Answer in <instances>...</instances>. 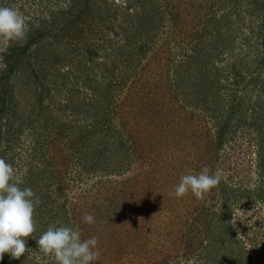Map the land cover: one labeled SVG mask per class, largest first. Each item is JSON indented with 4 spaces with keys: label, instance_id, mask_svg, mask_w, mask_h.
<instances>
[{
    "label": "trees",
    "instance_id": "1",
    "mask_svg": "<svg viewBox=\"0 0 264 264\" xmlns=\"http://www.w3.org/2000/svg\"><path fill=\"white\" fill-rule=\"evenodd\" d=\"M46 1L49 7H44L42 16L30 26L26 39L0 53V157L15 165L18 150L21 153L18 159L25 156L22 159L25 172L16 180L22 189L31 188L40 200L34 211L39 236L50 224L77 228L72 207L74 170L77 182L83 177L90 179L95 173L125 178L136 168L146 174L157 171L143 166L151 159L152 151L135 140L126 121L139 116L145 118L153 107L158 109L150 103V98L145 99L150 89L144 95L140 92L143 81L147 79L144 84L159 87L165 80L170 86L174 83L171 87L181 110L180 114L175 112V105V113L185 115L184 119L186 115L194 117L198 113L205 123L211 120L204 139L202 155L205 157L200 160L211 172L222 170L220 183L205 194L207 203L203 206L197 205V198L188 193L186 197L192 209L181 214L179 209L184 211L182 201L185 203L186 198H175V209L171 211L177 218L168 224L172 227L171 239L179 238L175 237L179 234L180 248H185L186 254L199 255L205 264H246L250 254L263 245H258L253 237H247L246 245L238 240L232 225L234 203L231 202L237 198L235 188L240 189L241 185L231 186L229 180L233 177L227 178L226 171L234 170L231 156L235 149L243 146L233 144L239 131L251 130L257 142V159H261L257 173L264 177V108L259 111L252 97L247 98L252 90L264 95V0H220L225 13L204 21L205 29L208 22L212 27L201 32L199 44L179 39L183 33L174 12L165 19L169 20L166 31L172 37L168 35L162 43L155 41L160 24L165 20L148 27L143 21L146 12L134 14L139 6L151 8L154 0L122 3L114 0V7L122 9L124 17L137 16L142 20L139 26L146 30L123 41L117 50L113 49L112 37L118 31L115 23L108 17L97 16L92 9L99 0ZM160 7L155 11L158 15ZM200 7L204 10L202 4ZM233 17L238 21L232 25ZM241 30L245 31L240 39L243 48H238V31ZM89 33L92 36L87 38ZM100 51L113 55V61H101ZM225 56L236 60L223 69L224 66L221 68L218 64ZM111 62L114 72L119 70L118 77L114 73L105 75V68ZM156 68L160 69V74L155 73ZM26 75L32 77L31 81L23 86L24 92L22 86L19 87L21 92H17V78ZM69 81L72 87L68 91ZM80 81L84 82L79 84ZM79 85L86 87L81 100L76 97ZM65 88L68 99L60 101L55 92ZM246 98L249 103L244 105ZM78 114L81 117L78 118ZM226 151H230L231 156H226ZM214 160L218 163L214 164ZM203 168H199L198 173ZM147 179L151 190L159 188L154 179ZM248 179L238 178L245 188L247 204L254 205L260 221H264V187H251L252 179L246 185ZM131 181L132 176L125 179L127 184ZM174 185L177 184H173V190ZM137 195L118 193L108 206L104 218L106 221L114 218L121 228L116 229L117 233L124 227L128 231L134 221H147L146 199L136 200ZM130 211L133 214L128 216ZM136 211L139 214L133 217ZM125 215L126 219L121 220ZM115 225L112 223V228ZM79 228L83 233L85 226ZM116 245L122 248L121 242ZM213 252L215 254L210 255ZM167 253L162 264L170 263L171 255ZM0 264L7 263L0 260Z\"/></svg>",
    "mask_w": 264,
    "mask_h": 264
},
{
    "label": "rangeland",
    "instance_id": "2",
    "mask_svg": "<svg viewBox=\"0 0 264 264\" xmlns=\"http://www.w3.org/2000/svg\"><path fill=\"white\" fill-rule=\"evenodd\" d=\"M117 1L122 3L125 0ZM63 3L64 1L61 3L62 6ZM96 3L92 8L97 12L96 15L104 17V19L108 17L111 19L110 21L115 23L118 29L115 34H112L114 39L113 49H119L123 41H128L129 37V40L136 37L132 35H139L146 32L144 27L141 28V26H139L142 20L133 15H131V18L124 17V14L121 12L123 10L114 7V0H99V3ZM201 4L204 6V10L200 7ZM0 6L14 7L23 13L26 18L27 31L31 25L35 24L36 19L42 16L43 8L49 7L48 1L46 0H0ZM159 6H161L160 15L155 12ZM146 10V6H139L134 10V14L140 15V13L144 14L146 12L143 21H146L145 23L148 24V27H152L151 25L157 26L161 21L169 19L170 12L176 13L178 17L177 22L183 33L179 39L182 40V42L191 41L194 44H199L202 35L201 32H205L212 27L210 26V22H208L205 29L203 26L204 21L212 15L221 16L225 13L224 6L220 0H154L151 8ZM211 18L212 17H210L209 20ZM231 21L233 25L238 19L233 17ZM247 22H250V20ZM168 24L169 20H165L160 24L161 29H158L155 41L162 43L166 37H169L168 35L172 37V34L166 31L168 30ZM238 32H240V36L236 46L239 48L242 47L240 39L243 38L245 31L243 32V30H241ZM92 33H89L87 38L89 36L91 37ZM116 33L118 36H116ZM154 33L155 32L152 34L154 35ZM148 34H150V32H148ZM90 42L93 43L92 41ZM126 47H124V50ZM100 53L103 55L100 56L102 58L101 61H113L114 56H110L109 52L100 51ZM235 60V58L233 60L232 56H225L222 57V62L218 65L221 68L224 66V69L230 62ZM114 67L113 62L107 64L105 75L114 73V75L118 77L119 70L114 72ZM63 69L67 71L66 68ZM155 73L160 74V69L156 68ZM21 77L22 76L18 77L15 83L17 92H21V90L24 92L23 86L32 79L29 75ZM157 77H160V75ZM146 81L149 80L145 79L143 81L142 90L140 92L144 95L145 91L150 89L147 91L145 99L146 97L148 99L150 98V103L156 105L158 109H154L153 107L150 115L145 116V118L139 116V118L126 121V126L131 130L138 143L146 145L147 148L150 147L149 151H152L149 155L151 159L143 164L145 169L154 167L157 171L146 174L136 168L125 178L118 177L116 174H109L108 177H103L99 173H95L92 178L86 179L83 177L80 179L83 182H77V177L74 178L76 171L74 170L72 172L73 177L71 178V184H73L72 207L75 210L73 222L76 224V229L78 230H80L79 227L81 225L85 226L84 232H81L82 239H88L93 236L98 238L100 256L97 260L92 261L91 264H162L167 259L165 256L168 254L167 252H170L169 255H171L169 264H205L199 255L186 254L185 248H180L181 237L179 234H175V237L179 238L172 241V227L168 224L177 218L171 211V209H175L176 204V201H174L176 197L170 195L173 190V184H178L182 175L198 174L199 168L204 167V161L202 162L200 159L205 157L202 153L205 152L204 147L206 141L204 139L207 133V124L210 125L212 123L211 120H206L205 123L203 119H199L200 115L198 113H195L196 116L194 117L186 115L185 119V115L179 116L181 110L178 105H180V103H177V99L173 92L174 88L171 87L174 85L173 82L170 86L169 84H165V80H163L159 87H157V84L156 86L150 87L152 83L144 84ZM83 82L84 81H80L79 84ZM151 82L154 83V81ZM71 84L72 81H69L68 91ZM19 87H21V90H19ZM79 89V93H77L79 96L76 97L81 100L85 96L86 87L79 85ZM68 91L66 88L60 89L59 93L55 92L56 98H59L60 101L68 99L66 96ZM254 91L255 90L249 91L247 98L249 99L252 97L254 101L253 105L256 104L257 109L263 111L264 95L259 91ZM259 96L261 99H258ZM247 98L244 100V105L249 103ZM175 105H177V111L175 112L179 114L175 113L173 110ZM79 117H81L80 114H78V118ZM116 123L117 120L112 123L110 127L114 128ZM253 134L251 130H240L237 137L238 139L236 138L233 144L243 146L238 148L240 149L239 151L235 149L232 156L230 155V151H226V156H231L233 158L231 162L234 167V170L230 173L226 171V177H233V180H229L232 181L230 182L231 186L239 187V185H241L240 189L235 188V193L237 195L235 197L237 198L231 202L232 204L234 203V207L232 206L231 209V216L233 219L232 225L235 227L238 240H240L241 244L246 245L249 243L247 237H253L258 245L264 246V221H260V215L256 211L255 206L247 204L249 200L245 197V188L242 182L238 180L241 176L244 177V179L250 177V179L246 181V185H248L252 179L251 187H264V177H261L257 173L261 159H257V142L253 138ZM17 155L18 156L15 155V165L12 164L17 170L16 178H18L19 175H23L25 172V166L22 161L23 157L25 159V156L22 155V159H18L21 155L19 150ZM158 163L159 166H157ZM216 163L218 162L214 160V164ZM249 174L250 176L247 177ZM131 176L132 181L128 184L125 183V179ZM147 177L154 179L157 183L156 187L159 188L151 190L152 187ZM122 192H126L127 194H138L136 200H141L142 197L146 199L144 210L147 221H134L133 225L128 228V231H126L124 227V229L117 233L116 229H121L120 225H117L115 220L113 221L114 218H111L112 221H106L104 217L108 212V206L110 207L117 194H121ZM205 197L206 195H204L203 199H197L196 204L200 206L206 204L207 200ZM185 198V203L182 201L184 211L179 209L181 214H187L192 209V205H190L186 195ZM179 206L181 207L180 203ZM87 209L93 210L88 212ZM86 213H90L94 216V224L89 225L82 220L83 215ZM132 214V211H130L127 215L131 216ZM138 214L139 212L136 211L133 217L138 216ZM98 218H102L104 221H99ZM125 219L126 215L124 219L123 217L121 218V220ZM117 222L122 224V221ZM112 223L113 225L116 224L115 228H112ZM39 233L40 232L35 226L34 233L26 241V248L28 250L19 260H13L8 254H5L3 261L7 264H56L52 257L45 256L38 251V245L37 247L35 246V241L39 237ZM118 241L122 243V248L116 245ZM262 247L258 246L257 252L250 254L246 264H264V248ZM213 254L215 253L213 252L210 255Z\"/></svg>",
    "mask_w": 264,
    "mask_h": 264
},
{
    "label": "clouds",
    "instance_id": "3",
    "mask_svg": "<svg viewBox=\"0 0 264 264\" xmlns=\"http://www.w3.org/2000/svg\"><path fill=\"white\" fill-rule=\"evenodd\" d=\"M26 33L23 13L14 7L0 6V53L6 52L11 44L24 41ZM16 176L13 165L0 157V260L5 254L13 260L24 256L28 250L26 241L35 231L34 211L40 200L31 188L22 189ZM221 178V169L211 172L205 166L198 174L182 175L170 195L182 198L191 193L203 199ZM82 220L89 225L95 223L90 213L84 214ZM36 243L38 251L52 257L56 264H91L100 256L96 236L82 239L80 230L69 226L50 224Z\"/></svg>",
    "mask_w": 264,
    "mask_h": 264
}]
</instances>
